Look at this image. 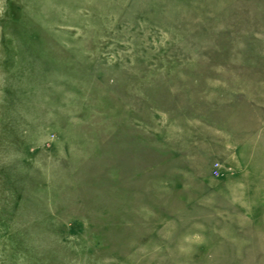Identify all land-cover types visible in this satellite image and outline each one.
I'll return each mask as SVG.
<instances>
[{
  "label": "rangeland",
  "instance_id": "1",
  "mask_svg": "<svg viewBox=\"0 0 264 264\" xmlns=\"http://www.w3.org/2000/svg\"><path fill=\"white\" fill-rule=\"evenodd\" d=\"M0 264H264V0H0Z\"/></svg>",
  "mask_w": 264,
  "mask_h": 264
}]
</instances>
